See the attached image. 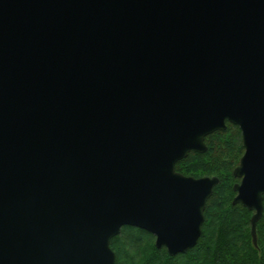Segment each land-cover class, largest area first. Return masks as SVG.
<instances>
[{
  "label": "water",
  "instance_id": "95a60500",
  "mask_svg": "<svg viewBox=\"0 0 264 264\" xmlns=\"http://www.w3.org/2000/svg\"><path fill=\"white\" fill-rule=\"evenodd\" d=\"M238 126L233 205L264 212V0H0V264H116L123 227L194 249Z\"/></svg>",
  "mask_w": 264,
  "mask_h": 264
},
{
  "label": "trees",
  "instance_id": "16d2710c",
  "mask_svg": "<svg viewBox=\"0 0 264 264\" xmlns=\"http://www.w3.org/2000/svg\"><path fill=\"white\" fill-rule=\"evenodd\" d=\"M205 141L208 152L191 153L176 166L185 176H217L220 179L207 202L203 233L197 246L171 257L166 248L155 247V236L126 226L111 240L116 264H264V212L257 225L256 248L251 236L253 212L242 204L233 205L236 182L233 171L245 152L241 131L229 126Z\"/></svg>",
  "mask_w": 264,
  "mask_h": 264
},
{
  "label": "flooded vegetation",
  "instance_id": "af4514ba",
  "mask_svg": "<svg viewBox=\"0 0 264 264\" xmlns=\"http://www.w3.org/2000/svg\"><path fill=\"white\" fill-rule=\"evenodd\" d=\"M229 126H235V125H233V124H231V123H229V122H227V129H228V127ZM236 127H238V126H236ZM239 128V127H238ZM240 129V128H239ZM242 134V133H241ZM210 136V135H209ZM208 137V136H207ZM206 137V138H207ZM206 140V139H205ZM242 141H243V139H242ZM205 143H206V141H205ZM207 145V144H206ZM208 147V146H207ZM244 147V146H243ZM208 152V151H207ZM191 153H195V152H191ZM190 153V154H191ZM245 153V152H244ZM189 154V155H190ZM195 154H197V153H195ZM205 154V153H204ZM199 155H202V154H199ZM244 155V154H243ZM188 158V157H187ZM186 158V159H187ZM185 160V159H184ZM182 162V161H181ZM180 163V162H179ZM178 164V163H177ZM177 166V165H176ZM176 171L178 172V173H180V171H178L177 169H176ZM180 174H182V173H180ZM182 175H184V174H182ZM185 176V175H184ZM187 177H193V176H187ZM204 177H213V176H204ZM195 178H203V177H195ZM236 179V182L234 183V185L235 184H240L241 183V181H242V179L241 178H235ZM233 191H234V186H233ZM235 193V192H234ZM237 194L235 193V196H236ZM254 213V212H253Z\"/></svg>",
  "mask_w": 264,
  "mask_h": 264
}]
</instances>
